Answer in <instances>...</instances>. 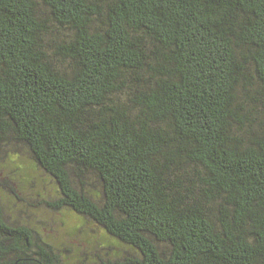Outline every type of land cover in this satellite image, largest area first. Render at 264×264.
Here are the masks:
<instances>
[{
    "label": "trees",
    "instance_id": "obj_1",
    "mask_svg": "<svg viewBox=\"0 0 264 264\" xmlns=\"http://www.w3.org/2000/svg\"><path fill=\"white\" fill-rule=\"evenodd\" d=\"M26 153L127 250L57 246L0 177V264H264V0H0V167Z\"/></svg>",
    "mask_w": 264,
    "mask_h": 264
},
{
    "label": "rangeland",
    "instance_id": "obj_2",
    "mask_svg": "<svg viewBox=\"0 0 264 264\" xmlns=\"http://www.w3.org/2000/svg\"><path fill=\"white\" fill-rule=\"evenodd\" d=\"M12 159H17L24 168L15 173L11 171L14 168L12 163H8L6 168L0 167V177L7 186L1 199L11 217L37 222L41 230L51 233L54 244L60 247L66 246L71 249V254H78L80 258L90 254L95 255L108 247L112 248V251L118 248L122 252L127 250L118 242L103 238V232L93 221L64 210V212L52 211L49 207L40 204L45 200L54 201L58 196L57 187L52 183L47 184L46 188L38 185L42 177L41 172L34 168L27 153L21 158L12 154ZM16 195L20 198L16 199Z\"/></svg>",
    "mask_w": 264,
    "mask_h": 264
}]
</instances>
